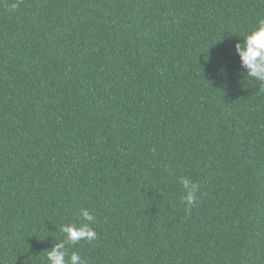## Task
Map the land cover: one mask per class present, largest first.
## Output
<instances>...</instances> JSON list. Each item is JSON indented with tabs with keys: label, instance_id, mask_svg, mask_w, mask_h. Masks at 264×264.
Here are the masks:
<instances>
[{
	"label": "trees",
	"instance_id": "1",
	"mask_svg": "<svg viewBox=\"0 0 264 264\" xmlns=\"http://www.w3.org/2000/svg\"><path fill=\"white\" fill-rule=\"evenodd\" d=\"M262 16L0 0V264H47L81 207L97 238L69 252L88 264H264V87L235 48Z\"/></svg>",
	"mask_w": 264,
	"mask_h": 264
},
{
	"label": "clouds",
	"instance_id": "2",
	"mask_svg": "<svg viewBox=\"0 0 264 264\" xmlns=\"http://www.w3.org/2000/svg\"><path fill=\"white\" fill-rule=\"evenodd\" d=\"M13 8L18 4H13ZM243 42L235 45L239 54L242 68L246 69L245 77L255 78L257 84L264 87V16L257 20L256 26L251 31L241 35ZM260 87V88H261ZM183 193L180 196L181 202L188 211L196 202L197 194L200 192V185L190 178L181 177ZM79 218L82 223L68 222L60 226V232L64 234L63 240H57L54 247L47 252V264H88L82 259L77 251L69 252V249L81 241H93L97 238L95 229L91 226L95 222V216L84 207L79 210Z\"/></svg>",
	"mask_w": 264,
	"mask_h": 264
}]
</instances>
